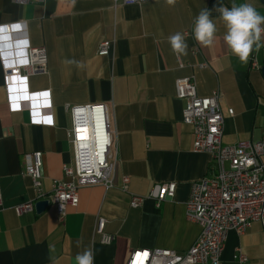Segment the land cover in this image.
<instances>
[{
  "label": "crops",
  "instance_id": "1",
  "mask_svg": "<svg viewBox=\"0 0 264 264\" xmlns=\"http://www.w3.org/2000/svg\"><path fill=\"white\" fill-rule=\"evenodd\" d=\"M222 2L251 3L264 15V0ZM216 5L217 0L116 6L112 0H0V26H14L10 33L0 27L3 50L15 41L19 51L26 38L31 46H43L47 56L45 72L29 76L26 84L12 78L6 85L0 54V264H75L77 253L88 247L94 249V264H126L132 249L184 252L192 245L200 226L186 218L185 202L192 183L213 175L215 165L210 153L193 150L175 79L192 77L199 96L218 91L224 143L255 142L264 134V46L241 63L223 41L226 29ZM205 7L218 29L208 47L193 35L195 17ZM176 32L188 44L187 55L179 58L168 42ZM261 39L264 43V34ZM102 40L111 42L107 55L97 54ZM95 103L105 105L112 134V185L79 187L77 205L67 206L63 215L52 204L40 213L17 215L15 205L35 199L23 174L24 154L41 151L43 192L54 180H68L62 167L72 166L74 157L67 105ZM167 182L175 183L174 195L159 207L148 197L130 206L131 195L145 196ZM98 216L113 236L109 244L95 234ZM237 248L247 257L244 264H264L259 222L241 234L227 233L222 264H238Z\"/></svg>",
  "mask_w": 264,
  "mask_h": 264
},
{
  "label": "built area",
  "instance_id": "2",
  "mask_svg": "<svg viewBox=\"0 0 264 264\" xmlns=\"http://www.w3.org/2000/svg\"><path fill=\"white\" fill-rule=\"evenodd\" d=\"M14 1L26 4L31 0ZM112 1L116 6L148 0ZM2 28L10 33L14 26L5 25ZM23 42V47L17 51L15 41H10L8 51L3 50L0 41L6 85L12 78L26 84L29 76L47 69L45 48L27 44L26 38H23ZM110 44L109 40H102L97 54L107 55ZM251 65L256 66L253 57ZM174 88L175 96L184 101L182 121L192 127L193 150L210 153L215 165L213 175L192 183L185 202L186 218L197 223L200 232L184 252L166 248H136L131 250L126 264H222L221 255L230 230L241 234L253 222H259L264 228V134L255 142L224 143V116L218 102V91L199 96L194 79L188 76L176 78ZM67 109L71 118L70 143L74 157L72 166L64 164L62 167L68 180H54L52 189L48 193L43 192L42 153L36 150L24 154L23 174L31 181L35 199L15 205L13 209L17 215L33 211L34 203L44 199L63 215L67 206L77 205L79 187L112 185L114 153L111 150L112 134L105 105H67ZM227 113L232 115L233 109H227ZM128 181V177L124 176L123 190L127 189ZM175 186L174 182L156 184L145 196L131 195L129 204L138 207L148 197L159 207L166 198L173 197ZM1 201L0 191V205ZM105 223L103 217H97L95 234L99 235L101 243L109 244L113 236L105 232ZM234 259L238 264H244L247 257L237 248Z\"/></svg>",
  "mask_w": 264,
  "mask_h": 264
},
{
  "label": "clouds",
  "instance_id": "3",
  "mask_svg": "<svg viewBox=\"0 0 264 264\" xmlns=\"http://www.w3.org/2000/svg\"><path fill=\"white\" fill-rule=\"evenodd\" d=\"M168 5H175L176 0H165ZM214 10L219 13L218 19L226 29L223 41L232 55L236 56L241 63H246L253 53L259 51L264 34V15H261L251 3H233L231 7L217 0ZM2 27V26H0ZM216 21L212 18V10L203 8L194 20V39L202 46H211L217 33ZM172 52L179 58L187 55L188 44L181 32H176L168 37ZM67 63H76L67 61ZM95 252L92 247L86 248L75 256V264H94Z\"/></svg>",
  "mask_w": 264,
  "mask_h": 264
},
{
  "label": "water",
  "instance_id": "4",
  "mask_svg": "<svg viewBox=\"0 0 264 264\" xmlns=\"http://www.w3.org/2000/svg\"><path fill=\"white\" fill-rule=\"evenodd\" d=\"M262 74H264V65L261 67ZM49 206V201L44 199V200H39L34 203V209L36 213L42 212L44 209H46Z\"/></svg>",
  "mask_w": 264,
  "mask_h": 264
}]
</instances>
